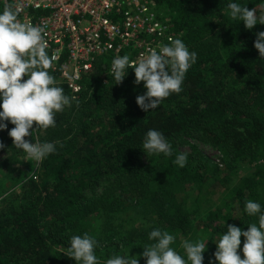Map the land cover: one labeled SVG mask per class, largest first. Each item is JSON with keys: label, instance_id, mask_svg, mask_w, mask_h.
I'll list each match as a JSON object with an SVG mask.
<instances>
[{"label": "trees", "instance_id": "1", "mask_svg": "<svg viewBox=\"0 0 264 264\" xmlns=\"http://www.w3.org/2000/svg\"><path fill=\"white\" fill-rule=\"evenodd\" d=\"M154 2L173 24L175 39L197 53L182 91L146 113L136 103L145 92L143 82L135 83L132 69L115 84L105 65L97 67L79 99L56 115V126L38 131L41 142L55 143L57 151L33 174L31 159L14 148L8 135L14 125L5 121L7 129L0 131L5 146L0 150V264H76L66 255L67 247L71 236L84 233L97 240L95 253L104 264L108 255L120 253L112 230L104 234L109 229L102 220L125 212L147 222L143 230H124L134 247L151 243L149 232L159 228L175 237L172 247L185 256L183 242L199 232L194 229L197 212L187 209L179 194L188 184L199 186L226 172L196 146L190 147L186 166H176L173 160L180 152L172 139L178 136L216 148L225 160L227 181L238 176L240 166L247 168L238 182L230 183L224 207L214 213L215 222L223 220L215 233L222 235L229 225L244 231L258 225V215H247L244 206L252 200L264 210V60L253 46L264 30L245 29L243 22L231 19L227 4L258 11L261 0ZM4 8L0 0V11ZM149 129L163 133L173 156L143 153ZM36 133L25 139L34 140ZM97 187L102 190L95 198L85 195ZM243 242L241 236L240 251ZM203 255V264H218L213 251Z\"/></svg>", "mask_w": 264, "mask_h": 264}, {"label": "clouds", "instance_id": "2", "mask_svg": "<svg viewBox=\"0 0 264 264\" xmlns=\"http://www.w3.org/2000/svg\"><path fill=\"white\" fill-rule=\"evenodd\" d=\"M258 7L264 10V0ZM227 8L231 19L243 22L247 30L257 24L264 25V11L258 14L257 8L249 10L236 2H229ZM19 10V6L15 9L6 6L0 11V131L7 129V123L14 125L8 131L14 148L22 150L26 159L40 164L57 151L56 144L33 142V139L29 141L25 137L55 127L56 115L70 107L76 98L66 95L49 72L54 57L47 52L43 27L19 22ZM169 40V44L159 46V51L150 48L138 60H130L124 55L112 61L115 84L123 81L129 69L133 70L137 85L143 82L145 92L136 97V103L146 113L157 109L161 101L170 95L182 91L185 75L197 60V53L189 51L181 39ZM253 46L259 58L264 60V32L257 34ZM22 77L27 78L22 80ZM34 123L36 127L33 130ZM142 147L143 153L148 155L173 156L172 145L163 133L155 129L146 132ZM4 148V144L0 143V150ZM187 159L186 153H177L173 163L184 168ZM244 210L249 216L258 215V225L250 224L247 231L229 225L215 242L214 258L218 264H264V210L260 203L252 200L245 203ZM241 236L244 237L243 258L238 254ZM148 240L151 243L141 247L143 251L139 256L130 257L128 251L125 255L109 257L104 264H139L141 258L145 264H203L207 243L204 240L184 241L185 256L172 247L175 237L168 231L154 228L149 232ZM97 247V240L88 233L73 235L66 255L76 264H101L95 253Z\"/></svg>", "mask_w": 264, "mask_h": 264}, {"label": "built area", "instance_id": "3", "mask_svg": "<svg viewBox=\"0 0 264 264\" xmlns=\"http://www.w3.org/2000/svg\"><path fill=\"white\" fill-rule=\"evenodd\" d=\"M2 3L13 9L19 6V22L43 27L47 52L54 57L49 70L57 74V86L75 100L83 91L84 81L95 74L97 67L105 65L107 74L113 76V59L127 55L130 60H138L148 49L159 51L160 45L170 43L169 38H176L173 24L154 0Z\"/></svg>", "mask_w": 264, "mask_h": 264}, {"label": "rangeland", "instance_id": "4", "mask_svg": "<svg viewBox=\"0 0 264 264\" xmlns=\"http://www.w3.org/2000/svg\"><path fill=\"white\" fill-rule=\"evenodd\" d=\"M262 11L264 10L259 9L257 12L258 14H260ZM253 28H255L256 30H264V25L257 24ZM102 60L108 62L107 58H103ZM37 141L41 142V135L38 131L34 135L33 142ZM172 141L176 145L180 153H186L187 155H189L191 152L190 147L196 146L203 154L204 158L207 159L213 166L218 167L221 173L222 171L226 172L214 180L209 179L208 181L199 184V186L188 184L186 186L187 188L183 192H181V194H179V199L185 201V207L193 212H197V215L195 216L196 218L194 229L198 230L199 233L197 234V238H193V241H196L198 239L204 240L207 242V248L205 251L215 252V242L219 239L220 235L216 234L214 230H216V228L220 226L219 223H221V221L223 220L218 221L219 223L215 222V220H213L215 219L214 213L217 212L218 208L224 207V198L227 196L228 189L232 187V184L238 182L242 175L248 173L247 168H245V166H240L237 170L238 176L233 178L230 176V179L227 181L225 180V178L227 179L228 176L225 160L216 148L208 144H204L203 142L185 138L182 136L173 138ZM218 159L220 160V164L218 163ZM40 164L37 165L34 161L31 160V165L33 166L32 174L34 173V171H37ZM15 174L18 175L17 172ZM25 174L23 175V178H25ZM23 178L22 182L20 181L21 185L25 181ZM103 181L104 180H102V182ZM20 182L18 183V187ZM263 187L264 186L260 187V193L262 195L264 189ZM101 188L102 187L92 188L86 191L85 195L91 198H95L96 194H100V191L102 190ZM234 217H236V215H234ZM102 222L104 223V228L106 227L107 229H109L105 230V235L109 234L111 232L110 230H112L114 241L116 242L117 249L120 253L119 255H125L128 251L130 257L139 256L141 254L143 250L141 248L142 245L138 244V247H134L135 244L132 243L131 240H127L124 238V230H129L131 228L143 230L147 226V222L146 220H144V218H142L141 216L130 214V212H125L122 214L111 216L110 218L106 219L105 222L103 220ZM96 226V223H92L90 228L96 229ZM202 227H204L203 230L201 229ZM96 253L97 256H99L98 251H96ZM240 253L242 254V252L238 249V254ZM108 256L111 257L113 256V254H110Z\"/></svg>", "mask_w": 264, "mask_h": 264}]
</instances>
